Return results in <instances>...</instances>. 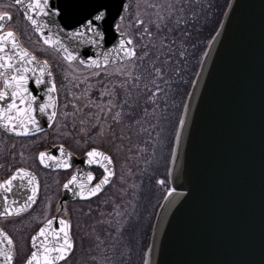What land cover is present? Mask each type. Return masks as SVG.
<instances>
[{"label": "water", "instance_id": "1", "mask_svg": "<svg viewBox=\"0 0 264 264\" xmlns=\"http://www.w3.org/2000/svg\"><path fill=\"white\" fill-rule=\"evenodd\" d=\"M28 2L23 0L17 4L14 0L44 44L41 34L25 17ZM81 3V8L73 13L50 14L42 19L36 17L41 21L44 35L51 32L54 39L59 38L77 57L75 60L86 68L97 69L132 58L134 55H127L120 48L123 40L125 48L134 51L132 40L116 27L127 10L128 0H81ZM97 9L104 13L102 20H94ZM0 16L10 17L6 12H0ZM9 20H0L3 25L0 35L13 32L20 47L34 55L21 45L13 30L5 27ZM89 20H94L92 27L95 31H88ZM44 24H47L46 28ZM76 32L84 35L73 36ZM129 40L131 44H128ZM51 48L65 57L62 50ZM10 50L9 46L6 51ZM75 60L66 61L72 63ZM91 60H97L100 66L91 65ZM44 61L36 58L29 66L37 71L35 75L28 73L27 85L29 92L36 97L33 107L40 131L29 125L32 130L28 135H17L0 122L2 131L13 136H32L49 130L55 118L50 120L49 117L57 111V93L48 91L52 83L55 84L49 63L43 73L44 84L37 86L35 83L36 77L41 75L39 68ZM48 71L51 72L50 77ZM0 72H3L0 76V89H3L5 77L11 78L14 73L2 69ZM49 95L55 98V106L41 113L39 106L49 100ZM8 103L9 99H5L0 101V106L6 108ZM17 104L26 106L20 105L19 99ZM61 146L54 144L40 152L60 158ZM63 148L65 153L71 154V167L77 162L80 164L72 175L78 180L68 188L63 185L57 214L41 223L32 233L31 251L27 258L34 250L32 237L48 220H54V227H59L58 221L64 218L58 213L64 202L86 200L79 195V183L83 182L89 188L95 186H90V182L84 179L88 167L95 165L101 168L87 162V152L93 148L104 152L100 148L91 147L80 158ZM39 153L36 159L42 168H71L57 167L51 160L47 161L46 167L40 163ZM111 168L114 171L113 163ZM18 169L31 172L39 183L35 171L21 166L0 183L8 180ZM104 174L103 171L100 180ZM167 180L169 188L156 209L142 264H264V0L228 1L185 97L171 147ZM5 195L8 206L18 208L23 205L31 195L27 180L14 182L10 193L0 190V212L5 209ZM38 195L39 190L35 203ZM13 201H16L15 205ZM35 203L20 215L28 212ZM41 240L43 238L38 237L37 247ZM0 247L7 250V241L4 240Z\"/></svg>", "mask_w": 264, "mask_h": 264}, {"label": "rangeland", "instance_id": "2", "mask_svg": "<svg viewBox=\"0 0 264 264\" xmlns=\"http://www.w3.org/2000/svg\"><path fill=\"white\" fill-rule=\"evenodd\" d=\"M0 9L11 14L10 26L15 28L23 42L37 56L49 62L57 77L59 103L56 118L48 132L50 140L62 142L78 152L88 146H97L106 150L114 159L116 178L110 188L97 202L81 204L78 208L74 204L70 208V215L74 218L81 208L82 213L85 209H93L100 219L97 222L96 237L91 232L86 233V251L70 264H139L143 236L153 203L160 191L169 188L163 164L176 127L174 99L180 95L173 96V88L172 92H167L169 88L164 86L153 89L152 92L158 94L152 95L153 98L160 101L165 97L168 104H164L165 109L152 111L144 118L147 135L140 143L136 137L137 128L128 127L126 122L129 123V118L121 114L118 116L116 106L111 105L112 101L109 99L110 92L118 86V81L124 80L123 76L127 78V75H131V61L100 69H87L78 62L67 63L38 40L12 0H1ZM131 17L130 30L136 38L138 32L134 25L138 18L137 9L132 12ZM119 27L126 32L129 29L124 22ZM138 42L142 56L144 47ZM155 63L158 66V62ZM45 140V134L26 144L21 143L25 141L13 140L20 164L27 159L22 156V150L26 147L33 148V157L27 163L37 171L41 182L39 200L34 209L28 216L14 223L21 230L17 234L20 255L24 252L22 235L53 211L59 193L60 174L43 171L35 165V153ZM14 142L8 146L10 149Z\"/></svg>", "mask_w": 264, "mask_h": 264}, {"label": "flooded vegetation", "instance_id": "3", "mask_svg": "<svg viewBox=\"0 0 264 264\" xmlns=\"http://www.w3.org/2000/svg\"><path fill=\"white\" fill-rule=\"evenodd\" d=\"M50 2L55 8L60 10V13H65V12L73 13L77 9H80L82 5L81 0H50ZM92 3L93 2L91 1V4ZM12 4L17 8L13 0H12ZM226 4H227V0H129L127 11L124 13L121 21L119 22V26L124 22L125 24H127L129 29L126 32L124 31V29H121L120 27L119 28L126 36L131 38L134 45L135 55L131 59L125 60L123 62L115 63L113 65L131 61L133 63V68L131 70V75H127L128 76L127 78L126 76H123L124 80L118 81L117 83L118 86L113 88L112 91L110 92L109 99L110 101H112L111 105H114L116 103L115 91H117L120 88L119 87L120 84L124 86L122 88H127L126 84L128 83H134V84L138 83L137 88L134 87L132 89L135 90L136 94L134 93V95H136L135 98L136 101L140 100L142 98V95L145 94V88L143 86L144 72L139 73L137 81L134 80V77L137 73L134 71V69L136 67V63L139 60L142 63L146 59L158 63L167 62V61H173L178 63V67L176 68L175 74H173L172 81H170L168 84L169 90L167 92H172L171 90L173 88L175 90L173 96H175L176 94L180 95L182 92H185L186 94L191 84V80L194 76V73L196 71L198 62L203 53V50L206 44L208 43L211 35L218 27L222 14L225 10ZM135 9H137L138 11V18H136V23L134 25L135 27L134 29L135 30L137 29L138 32L136 38L135 35L131 33L132 31L130 30L132 26L131 21L133 19V17H131V14L132 12L135 11ZM17 10L23 17L22 13L19 11L18 8ZM0 12H8V11L0 9ZM11 20H12V16L10 14V20L7 24V27L12 29L17 34L21 44L24 47H26L31 52H33L23 42L22 37L18 34L15 28H13V26H10ZM137 40L140 41L144 47L143 49L144 53L142 56H141L142 51L139 48L140 45ZM51 50L54 51L53 49ZM33 53L35 54V52ZM35 56L39 60L44 59L43 57L37 56L36 54ZM142 65L144 66V63ZM160 69L161 68L159 67V70ZM53 74L55 77V83L57 87V77L55 76L54 72ZM0 88H1V82H0ZM111 93L114 94L112 95ZM179 98L176 97L174 99L175 104L177 103V101H179ZM0 133H1L0 134V181H3L6 178H8V176L11 175V173L19 166L31 169L37 173L34 167L29 166V164L27 163V161H29L30 158L33 157L32 154V152L34 151L33 148L31 149L26 147L22 150V156L23 155L26 156L27 159L23 164L22 163L20 164L18 163L17 160L18 151H17L16 143L14 141L21 140V141H25L21 143L26 144L32 139L41 136L43 134L46 135V140L43 141L42 145L38 148V150L35 153V159H34L35 165L36 167L40 168L43 171L60 174L59 193L54 203L53 211L48 213L47 216L44 217L42 221H40L36 226H34L29 231H26V233L22 235L23 237L22 242L24 245V252L22 253V255H20L18 249V244L20 242L19 239H17L18 236L17 234L21 230L19 226H16L14 223L19 222V220L28 216V214L34 209L38 201L28 212L20 216H0V227L5 230V232L9 235V237H11L13 241V247H14L13 264H23L31 251L30 237L32 233L40 226L41 223H43L48 218L57 214L59 208L57 202L62 195V187L64 184H66L69 181V179L74 174V171L80 166V164L77 162L69 169L50 171L45 168H42L38 164L36 159L37 154L40 151L48 150L54 144L60 143L69 152L74 154L76 158H80L89 148L97 147V146H88L85 149H83L81 152H78L72 150L69 146H67L62 142H56V141L52 142L50 140L48 132H42L33 136H13L0 129ZM11 142H14L15 144L10 149L8 146L10 145ZM102 150L105 153H107L110 157H112L106 150L104 149ZM112 160H113V168L115 175L98 195L86 200L66 201L63 203L62 208L59 210L58 216L67 219L71 223L70 233L73 239L74 247L70 255L67 257V259L65 261H61L58 264H70L72 260L75 259L79 254H82V252L86 251L87 247L84 243V239L87 232H91L92 234H94L93 237L94 238L96 237L97 234L96 231L98 230L97 222L100 219L93 211V209H90L89 211L85 209L84 212L82 213L83 210L79 208V210H77V216L74 218L70 215V208L74 204L78 205L77 208L81 207L80 206L81 204H88V203L93 204L97 202L98 198H100L103 195V193L110 188V186L113 184L116 178V168L113 157ZM89 173H91L95 177V179H93L90 182V186H92L95 185L100 180V178L103 175V170L95 165H90L87 171H85L84 179L87 180V176ZM89 213H94V214L92 215ZM143 251L144 248L142 250V254ZM81 262L82 260L79 261V263Z\"/></svg>", "mask_w": 264, "mask_h": 264}, {"label": "snow or ice", "instance_id": "4", "mask_svg": "<svg viewBox=\"0 0 264 264\" xmlns=\"http://www.w3.org/2000/svg\"><path fill=\"white\" fill-rule=\"evenodd\" d=\"M17 4L23 3V0H16ZM50 14L59 15L60 10L55 8L50 0H29L25 8V17L28 19L31 24L34 26L35 30L41 34L43 37V42L45 45H49L54 48L62 50L66 55L65 59L69 61L75 60L77 57L69 52L68 48L61 42L59 38L54 39L51 32L47 36L44 35L43 28L41 26V21L36 19L40 17H48ZM5 18L10 19V17L0 16V20ZM104 18V13L100 12L97 9V15L94 17V20H102ZM122 19V17H121ZM94 20L88 21V31H95L92 25ZM3 25L0 24V28ZM44 28L47 27V24L43 25ZM117 30L119 25H116ZM98 36H102V33L97 32ZM84 33L76 32L73 33V36L82 37ZM132 42L129 40L128 44ZM10 46V51H6ZM120 48L125 50L127 55H134V51L131 49L125 48V43L123 40L120 42ZM36 61V57L29 53L27 50L20 47L17 42L14 33L9 31L0 35V69L2 70H11L14 74L11 78L5 77V87L0 89V101L9 99L7 107L0 106V122L3 123V126L12 132H15L17 135H28L32 130L29 125L33 126L36 131H40L39 125L37 124L35 118L36 109L33 107V104L36 100V97L33 96L28 89L29 76L28 73L35 75L37 69L29 67ZM107 56H105V63H107ZM81 63H84L81 60ZM91 65L99 67L97 60H91ZM90 65V66H91ZM48 69V62L44 61L43 66L39 68L41 73L40 76H37L35 83L37 86L44 84L43 73ZM48 76H51V72H47ZM3 75V72H0V76ZM49 93L56 91V86L52 83L51 87L48 89ZM17 99H19L20 105H26L25 107H20L17 104ZM55 98L49 95V100L45 104L39 106V111L41 113L45 112L48 108H54ZM56 113L53 111L49 119H53ZM61 157L58 158L53 155H49L46 152L39 153V161L41 164L48 166L47 161L51 160L55 162L57 167L60 168H69L71 164L69 163L70 153H65L63 146L60 147ZM87 158L89 164L99 165L103 171L104 176L99 183L95 184L94 187H86V185L81 182L79 183V195L82 199H87L92 196H96L100 193L104 187L110 182V177L114 176L115 173L111 168L113 163L112 157L107 155L105 152L99 151L96 148H93L91 151L87 152ZM95 177L89 173L87 176L88 182H91ZM27 180V184L30 187L31 195H29L23 205L20 207H10L7 204L8 197L4 196L5 200V209L3 212H0V215H20L22 212L26 211L28 208L35 203V197L39 190V183L36 180V177L24 169H18L15 174H13L8 180L0 183V190H3L5 193H10L13 191L14 182ZM77 176H72L68 184H65L64 187L68 188L70 184L77 183ZM163 183V181H161ZM13 205L16 204V201L12 202ZM59 227H54V220H48L44 227L40 228L36 236L32 237V247L33 251L31 255L27 258L25 264H58L60 261H65L67 257L73 250L74 244L70 236L71 223L65 219H60L58 221ZM0 237L3 239L0 240V244H3V241H7L8 248L5 250L0 247V257L3 259L0 260V264H13L14 260V247L11 237H9L2 229H0ZM38 237H42L43 240L39 242V247H37Z\"/></svg>", "mask_w": 264, "mask_h": 264}, {"label": "trees", "instance_id": "5", "mask_svg": "<svg viewBox=\"0 0 264 264\" xmlns=\"http://www.w3.org/2000/svg\"><path fill=\"white\" fill-rule=\"evenodd\" d=\"M144 63V66L142 65ZM141 62L140 60L136 63V67L134 69L136 73L134 80H138L139 73L144 72L143 78V86L145 88V94L142 95V98L140 100L136 101V95H134L135 90H132L134 87L137 88L138 83H128L126 84L127 88H122L121 84L119 85V89L115 91V101L116 103L114 104L116 106V114L119 116V114L123 115L124 117L129 118V123H127L129 128L136 127L137 128V141L141 143L142 140L145 139L147 135V127L144 126V118L146 116H149L150 112L156 111V110H162L165 109L164 104L167 103V99L164 97L160 101L157 100L156 98H153L152 95H158L154 94L152 91L155 88H161V86L168 87V84L170 81H172L173 74L176 72V68L178 67V63L173 62V61H167V62H160L157 64L153 61H150L149 59H146L144 62ZM159 67L161 68L159 70ZM59 82H62L60 80ZM60 85V84H59ZM69 91V90H68ZM66 95L68 94L65 92ZM114 94V93H113ZM136 94V93H135ZM185 96V92H182L180 94L179 101L175 104V122L178 116V113L180 111L181 105L183 98ZM143 103V105H142ZM170 108V106L168 105ZM144 128L146 130H144ZM130 132V130H129ZM170 148H171V142H169V145L167 147V152L165 154V159H164V166L163 170L167 169V163H168V158L170 154ZM150 181H152L150 179ZM165 191H160L156 197V200L153 203V208L150 214V217L148 219V223L145 228L144 232V244L141 249V254L139 257V264H141L142 261V250L143 248L146 247L147 245V240H148V235H149V230L152 222L153 215L155 213L156 207L159 204L162 196L164 195Z\"/></svg>", "mask_w": 264, "mask_h": 264}]
</instances>
